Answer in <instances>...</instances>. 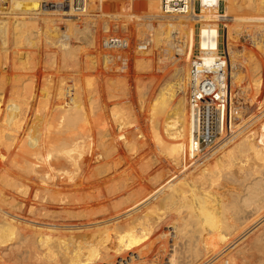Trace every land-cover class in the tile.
Instances as JSON below:
<instances>
[{
  "label": "bare ground",
  "instance_id": "6f19581e",
  "mask_svg": "<svg viewBox=\"0 0 264 264\" xmlns=\"http://www.w3.org/2000/svg\"><path fill=\"white\" fill-rule=\"evenodd\" d=\"M45 1H50V0H0L1 46L9 47L11 43L13 45H18V46L23 45L25 43H30L31 45V43L33 42L36 43V41L33 40L39 38L41 34H43L42 36H44L46 40L66 38V36L68 37V35H74L76 37L77 32L75 35L74 33L76 31L75 29L76 27L74 22L72 21V23L74 24L72 26L75 27V28L72 27L73 29H75L74 32L71 30L70 28L71 26H69L70 25L69 23H68L69 25L66 26L67 31L63 30V27L61 25L59 24L57 25L54 22V20H56L58 16L56 15L57 17L55 16L56 18H53L54 16L51 15L53 13L56 14L57 11L55 10L56 11L55 13L54 10H44L42 8V5ZM161 1L162 0H86L85 2L78 4L79 9H75L72 7L71 10L67 9L64 11H59V12H69V13L78 14L79 16L77 17L79 18L81 17L83 19V20L81 19V21H84V25L86 27V28L83 27L85 29L84 30L82 29L83 34L81 35V37L78 35L79 36L78 40L85 42L88 47L89 46L92 47V50L93 48L95 50L100 48V50L98 49L99 54L98 52L95 53V51L94 52L90 51L92 52L90 53V57L87 56L89 57L87 63L92 68H95L98 64H101L100 65L101 68L102 67L106 68L107 64L111 65L113 62L119 63L116 56L112 55L113 51L105 50V49L101 50L102 47L99 43L100 35L111 31L112 27L110 23H108L105 20L103 22L101 21L102 25L100 24L101 25L100 27V25H97V23L94 22L95 20H92L95 17L99 18V16H102L105 13L103 16L108 14L109 15L119 14L126 17L128 20L132 19L134 21L133 23L130 22L131 20L130 21L124 20L123 22H120V24H118L117 26L116 23H114L113 24L114 28H118V31L119 30L123 31L128 35L137 34L139 35V38H142L140 36L145 37L146 34H148V36L145 38H150L152 41V45L151 47H149L150 49L148 48V50L146 51H139L136 49L134 50L135 46H133L134 43L132 41L130 46V55L132 56V59L134 57L137 64L136 66L139 67L141 71L142 68L144 69V71H146L147 69L150 70L151 67L154 66L153 64L155 63L153 56L155 55V53L159 59L158 63L162 65V66L158 65L156 67V71L158 70L157 71L158 73L159 72L163 73L165 75V79L163 77L164 75L162 74L160 75L159 73V75L162 76L164 79L160 81L162 78L159 79L158 73L154 71L155 72L154 75L149 77V79L146 81V84L143 83L145 85L139 86L138 92L140 94L139 96L142 97L141 100H143L142 102L143 105L145 106L147 105L144 104V101H146L147 99L146 97L149 98L151 97V101H154L151 107L152 110L148 108L152 111L150 113L152 114V116L151 118L148 116L149 114L148 112L149 110H148L147 117L151 119V121L149 122L152 123V129L155 135V141H156L155 146H157V148L160 149L158 152H160L161 155L163 154L165 155V161H163V159H161L160 156L153 157L156 154L151 153L152 152L151 151L149 152V155H151V157H153L154 160H152V163H149V161L151 162L150 158L147 159L148 157H145V159L149 160L146 161V163H149L148 165H146L147 166L146 170L144 168L146 173H144L145 171H140L139 173L133 175L134 178L130 177L131 182L126 180L125 182L122 181L123 184L118 183L119 184L118 189L120 192V190L127 191L132 189L136 183H139L142 180L146 181L145 185L148 184L152 192L150 191L151 193L147 197L145 196L146 198H144V200L146 199L145 200L146 202L144 203H141L139 200L132 201V199H130L132 202H126L127 204L124 207H117L115 209L114 206L115 204L118 203V201L117 203L113 202L112 208H114L115 210L110 209L111 211L105 212L104 217L101 216L102 218L93 219V217L96 216V215L93 216L94 215L93 214L92 216H90L92 218L87 219L86 217L87 221H80V222H78L79 220L76 222H68L66 221L67 219L65 220V218L66 217L68 218L69 216L71 217L69 220H71L72 217L78 216L76 214L77 213L76 210H78V208L74 209V207L69 208L67 207L68 205L67 206L62 205V210H60L61 212L58 211L57 214H54L53 212L55 211L54 209H51L50 205H52L53 202L59 203L58 205L66 203L69 200V197L74 194L73 192V194L70 195L68 193L70 190L72 191L75 189L76 190V191L74 190L75 192H79L80 189L86 188L89 185L90 188H96L98 189L99 193H102L103 191H101V189L103 188V184L101 183L102 185H98V182L100 180L96 182L97 175L105 174L107 172L109 174V172L111 173L110 171L111 169L118 167L121 164H122L121 166H123L124 163L126 164V162L127 164L130 163V161L129 162L125 161L124 163H122L123 159L120 158L119 161H116L117 163H115L113 159L115 156L112 158L111 157L112 155L110 154L112 150L109 151L107 150L106 146H108L112 142V140L110 143H107L106 145V139L108 136L112 135L111 133H113L114 131L111 132L109 127L107 129L106 124H105L106 129L104 131L99 130L101 128L99 126L100 123L98 124V126L100 127L98 129L99 131L97 132L94 131L95 129L93 127L94 117L99 114H101V116L103 114L105 115L109 108L107 106L108 104L105 103L106 106L101 105L98 103L99 102L97 100L98 98L94 99V97L92 98L90 96L92 94L94 95V91L99 88L93 87L92 89H88V90L85 89L86 91L84 92L86 93V95L88 92V96H89L87 97L89 99H87L85 97V94L79 91L78 88L76 89L75 87H69L66 89H62L64 87L62 88L59 87L58 89L61 90V92H63L62 90L65 91V96L63 94L64 92L62 93L63 96L61 95L60 92V96L66 97L65 99L69 100L68 101L69 103L63 104L67 107L65 114L58 115V114H54V112L51 109L47 108V104L44 98L43 100L41 98H38L39 97L37 96L38 93L36 92L35 89H33L34 82L32 80L30 82L28 81L27 83H21V84L18 83V80H16L17 82L15 83L13 82L10 86L11 95L8 97L6 93H8L9 91L5 90L7 78L5 77L0 78V148H5L4 150H6L5 152L6 155L4 154L2 156L6 157L9 154V158H10L9 161L12 162V164L10 163L12 168H14L17 173L20 172V175H18L15 172V178H12L13 180L8 182L9 185L8 187H11V190H13L12 193L14 192L20 193L26 198L30 197V195H33L34 196L33 198L36 199L35 205L30 206V209L28 210L29 213L28 211L26 213L30 214L33 218H36L35 215L37 214L40 215L38 216L40 220L32 219V217L28 219L27 218L28 216L22 215L21 213L25 214L23 211L25 208L22 209L23 207H26V203H24L25 200H19L18 199L19 197H17L16 194L14 193L13 195H11V201L3 198L4 201L8 202L9 209H11L10 207H12V209L14 208L13 209L14 211L13 210L8 211L7 209H4L3 206H0V227L4 231L12 232L14 236L16 235L15 237L19 238L20 236L21 237L20 239L28 240L29 243L30 242L32 243L31 244L32 246L29 244L26 245L27 246L29 245L28 247H30L29 248L30 255L28 254V256L30 257V261H33L34 264H41L42 262H44V258L43 259L40 258L42 256L39 255L40 252L39 251H38L39 253L34 252L38 250L37 249L38 247L36 248L35 245L36 244L38 245V242L40 244L41 240L43 241L44 238L45 239L48 238L47 240L51 238L53 245L59 246L58 248L60 250L59 254L63 256L64 255L70 256L72 260V264H100V262L105 264L106 263L111 264L113 259H111V257L108 255L109 253L105 252L103 247L105 248L107 245H109V247L110 245L120 247L121 244H123L124 246L125 243L132 244L133 248L134 246H136V248L139 249L142 248L144 249V247H146V257L144 254L140 253L141 254L140 255L138 253L139 256L141 257L137 258L136 260H134V262H132L131 260L132 254H134V256H136L137 254L132 251V253H129L127 256H124L122 252L126 251L127 249L123 248L120 250L121 254H119L118 252L119 258L121 256L122 260L120 262L122 264H131V263L132 264H180L181 261L180 256L181 258L183 257L181 252H179V249H181L180 244L184 242L185 239L186 240L188 239L191 243H194L195 240V242L198 243V246L200 245V249L198 246H196L197 247L196 249L198 250L194 248L196 250L195 251L193 249L196 252V254L193 256V259H195L194 261L195 263L193 264H264V239L263 240L260 239L261 240L260 245L256 247L257 253H254V256L251 255V257H249L250 252H248L249 254L247 253L249 249H244V246L243 247L239 246V248L240 247L243 248V251L239 249V251L243 253L241 254L242 256H240V252L238 250L237 252H239V254L237 252L236 254L233 253V250L228 252L230 249V245L231 246L234 245L239 240L238 236H240L239 238L241 241L239 243L242 244L243 242H248L247 239L249 238L250 239L256 238L253 237L254 236L253 234L256 233L253 231H255L254 229L256 227V224L258 223V216L262 214L260 211H262L261 209L264 207V205H262L261 203V201L264 199V118L261 119L259 122H257L260 118L263 117L262 115H264L263 114L264 111L261 113L262 115L260 114L258 115V117L253 118L251 120L247 118L249 121L248 120L245 121L243 114L244 112H242L243 111L242 107H240V105L237 104L239 101L236 103V101L234 100L235 97H232L234 96L233 94L236 93L235 90L233 89V84H235L240 77L243 78L242 74H240V71L238 70V67L240 66V62H242L243 60H244L243 61L244 64L242 65L246 64L245 68L247 75L248 74L250 75L249 76L250 80L248 79L249 81L248 84H252L251 86L247 85L248 87V88L246 87L247 90L248 89L253 90V88L256 89L257 92L258 90H260V93H262L264 96V78L261 79L262 76L261 69L263 67L261 68V64L258 63L255 57L256 52L255 54H251L249 52L250 54L248 55L246 54V52L243 53L242 61L240 60L238 64L239 59L237 61V56L235 54L236 50L233 47L234 39H236V37L241 34V31L248 32V29H246L247 27L245 26L246 23L238 24L239 22L261 20L259 21L260 23L264 21V0H225L222 6H220L218 0H202L200 4H192L187 8V10L184 11L165 10V7L164 5H162ZM116 11L119 12L117 13ZM44 14H45L44 17L41 16ZM69 19H70L69 21H71V18ZM115 19L117 20V18ZM41 20H43L45 24L46 22H48L47 27L41 23ZM65 20L66 19L64 18L63 21ZM79 24L78 27L80 26ZM246 25L248 26V24ZM258 25L261 26L260 24ZM262 26L264 27V24ZM68 28L70 29L68 30ZM99 28H100V32H99ZM259 30L254 31V33L250 32L249 35L253 43L258 44L262 42L264 49V33H262L263 31L260 32L262 34L261 36H259L258 35ZM134 38L135 37H133V39ZM60 42H62L61 43L62 46L64 42L63 39ZM66 45L68 44L66 43ZM87 46L85 48H87ZM70 48L72 49V46ZM244 48H245L244 51H246L247 47L245 46ZM43 50L45 51V49ZM220 50H223V53L225 54L221 59V61H225L226 63L225 69L227 76L225 77V79L227 81H226V91L224 93L226 95V100H224L225 103L219 105V103H217L215 100L209 99L205 102L206 103L205 105H202V103L196 105L191 102V98H190L192 74H193L192 69L197 68L200 76L201 73H203V71L205 70L215 71L214 73L215 79L218 81L219 84H221L222 75H220L219 72L218 73L216 72L217 69L216 62L219 61ZM2 51L3 54H5L3 57L7 61L8 57L6 55L7 53L6 50H2ZM63 51H65L64 54H66L70 59L74 57V55L71 54V50L65 48V46ZM116 51L119 52V50ZM196 52L198 53L197 58L193 56V54ZM146 53L149 55L145 56ZM46 56H47L46 59L48 58L49 59L48 61L50 62V63L47 62L48 65L50 64V66L52 65L54 67L58 59L56 53L48 52L46 53ZM185 56H188L187 59H184ZM119 57H121V55ZM13 58L14 57H12V59ZM156 58L157 57H155V59ZM46 59L45 61H47ZM132 59L130 60L132 61ZM135 60L133 61L135 62ZM12 61H16V60H12ZM61 61L62 62L60 63H62L63 67H66L68 65V62L65 59V57L63 58L62 56ZM4 62H3V66L6 68L7 65ZM25 62L26 60L24 61V63ZM169 66H171V68ZM167 67H169L170 69L168 70ZM20 68L22 69L21 65ZM14 70H16V68ZM147 72L149 71L147 70ZM260 74L261 76L259 78L258 76ZM247 77L248 76H246V78ZM242 80L243 82L247 81V80L244 81L245 78H243ZM104 83H106V86L108 87L107 88L105 86L107 88V92L109 90L108 93L111 92L112 94H114L115 92L114 89L112 88L114 85L112 84V82H109V80L105 79ZM136 85H134L135 88ZM51 87L52 86H50V88ZM50 88L49 90L47 89L46 90L49 92L51 91ZM130 90L131 89H129V91ZM48 92H46L45 95ZM102 93L101 96L103 95ZM108 93L106 94L108 95ZM121 94H123V92H121ZM12 95L18 96L19 100H15ZM50 95H46V96H50ZM57 96L59 95L57 94ZM263 96L261 98H263ZM253 97H250V99ZM45 98L47 99V97ZM114 98L116 99L118 97L116 96L113 97V99ZM56 100L59 101L58 98ZM84 100H88V101H84ZM60 101L58 103H60ZM85 102L90 104V105L88 104L89 106L87 105L89 108H84V106H86ZM140 104L141 103H139L140 107H144ZM58 106L60 105L58 104ZM114 108L112 110V114L110 115H112L115 118L114 121L117 122L116 120H118L117 118H119L118 110H116V107ZM119 111L122 112L121 110ZM128 112L129 110H127L126 112L127 114H125L124 116L122 114L125 112L120 114V116L121 115L122 116L119 118L121 121L120 123H118L119 124L118 126L119 129L121 130L124 127L126 128L128 126L127 124H130L132 122L131 119H130L131 121L129 120L130 123L125 121L129 119L130 116L129 113L131 114V112L129 113ZM133 112H135V110ZM207 114H208V118L206 117ZM126 115L127 116L129 115L128 118H126ZM133 115H135V113ZM111 117L109 116V118ZM141 117L143 118V116ZM206 118L208 119V124L206 122L207 120ZM96 119L99 121L98 117ZM133 119L135 120L134 117ZM238 121L241 123H238ZM134 123L135 121L130 125ZM253 124L254 126L257 125L254 128L256 131H253L251 134H247V132L245 133V130L251 128L252 127L251 125ZM147 125L148 124H146V126ZM113 127L111 128L115 130V124ZM124 135L125 134L122 133L119 135L117 134V136H113L114 137L113 139L115 140L119 139L121 143H122L121 140L124 139L123 141L126 142L125 141L126 138ZM254 135L256 136L252 137ZM13 136L14 137L17 136L18 140L14 139ZM201 136L213 138V139L215 138L216 142L221 144V146L216 148L217 150H215V148L214 149L209 148L203 153H196L191 149V143L194 140V138H198ZM220 140L223 141V144L220 143L221 142ZM230 141H233L232 144L227 146V148L223 150V152H221L220 154H216L222 147H224ZM113 142L111 143V145H113ZM147 142H149L148 138H147ZM145 143L146 142H144L143 145H145ZM148 144L149 146L151 145L150 142ZM13 145H17V147H19L21 151L10 152ZM124 145H127V143ZM140 145H142V143ZM128 146L127 148L130 149L131 145L130 147ZM97 147H99L100 150H98L99 149L98 148L97 149L98 151H96ZM140 147L145 148L142 146ZM114 148L115 147H113V151ZM135 150L137 149L135 148ZM147 151H149V148L147 149ZM2 152L3 150L2 151L0 150L1 154ZM135 153L137 154V152ZM128 159L129 158L127 156V160ZM145 159H142V161ZM251 159L254 160V164L250 163ZM89 160L94 161L99 165L96 166L94 164L96 168L94 167L95 168L94 170L92 169L89 170L90 167L88 166L91 165V163H88ZM190 161L191 163H189ZM112 162L114 163L111 164ZM138 162L139 161H137V164H139ZM188 163L193 164L194 167L197 166L200 170H198V172H195L196 169H194L195 174L192 177L188 176L187 179H183L182 181L177 183H175L176 174L175 176L170 178V180H167V182H165L164 180L162 181L163 177H161V175L163 176L164 171L162 172L161 170L162 173L160 175H159L160 172L157 174L156 171H154L155 169L154 167L158 165L160 166L162 165L164 168H168L172 166V164L178 165V167L179 165H185L186 167L188 166ZM131 171L132 170H130V172ZM165 172L167 171L165 170ZM179 172L177 174L178 176H179ZM186 173L188 172H185V174ZM100 182H104V184L106 183V181H103V179ZM111 186L113 187V183ZM111 186L110 188H112ZM116 189L110 191L109 194L113 196L112 194H115L118 190ZM92 191L93 190H91V193ZM146 192H148V190ZM86 193L89 192L87 191ZM81 194H83L82 191ZM163 194L164 196L162 198L160 199L158 198L159 200L156 199L158 202L156 201L154 204H151V201H153L155 197H159ZM91 195L92 194H90V196ZM90 196H89V200L91 199ZM77 197L80 198V195L77 194ZM100 198H98V200ZM86 199L88 200V198ZM93 200L96 201V196L95 199ZM101 201L102 200H100V202ZM262 202H264V200ZM77 203L80 204L79 202ZM86 203L88 204L89 202ZM71 204H74V202ZM80 205H78V207H80ZM98 205H100V203ZM98 205L96 204V206ZM96 206L95 208L93 207V209H96ZM58 207L60 208L61 206ZM145 207L146 209L144 210L143 208ZM79 211H81L80 208ZM97 211L100 213L101 209L99 208L97 209ZM97 211L96 213H98ZM42 212L43 213L45 212V215H43ZM73 212L76 213L74 214ZM41 216L47 218L43 221L41 220L43 219V217L41 218ZM81 216L84 217L83 215ZM85 216L87 215L85 214ZM125 218L126 219L129 218L128 221L119 220ZM18 220L20 222H17ZM114 221H117V223L115 222V224L112 226L111 223L112 222L114 223ZM29 222L40 223L42 225H35V224L28 225L30 224ZM43 224L45 225L47 224V226H44ZM89 229L90 231L86 232ZM104 231L106 232L105 237L103 236L102 233ZM261 231L259 234L263 232ZM0 233L2 235V232ZM262 238H264L263 235ZM255 241L256 240L253 239L252 242ZM4 242L3 241L0 242V246H1L0 264H11L13 262L12 259H13L14 248L10 247ZM23 242L28 243L26 241ZM252 242L248 244H251ZM191 243L189 244L190 245L189 247H191ZM253 244H256V242ZM251 247H254V245ZM251 247H250V251H251ZM115 248L116 247H114V249ZM106 249H108V247ZM111 251H113V248ZM148 252H151L152 256H150L151 254L147 255ZM226 252L228 253L226 254ZM49 253L51 252L49 251ZM111 253L113 254V252ZM185 254L187 253L185 252ZM45 256L48 257L47 255ZM164 257H167L168 260L166 261V258ZM58 258H57V263H59L60 261L62 262L63 257L62 258L60 257L61 260ZM48 261L45 260L46 263H48ZM191 263L192 262H190V264Z\"/></svg>",
  "mask_w": 264,
  "mask_h": 264
},
{
  "label": "rangeland",
  "instance_id": "374dc122",
  "mask_svg": "<svg viewBox=\"0 0 264 264\" xmlns=\"http://www.w3.org/2000/svg\"><path fill=\"white\" fill-rule=\"evenodd\" d=\"M118 9H119V7H118ZM56 11H57V13H56ZM56 11H54L56 14H54L53 13V11H52V13L54 14H51L52 16H54L53 18H56L57 16V18H56V20H54V22L58 25H61L62 27H63V30H66L67 31V27L66 26H68L69 24V26H71L70 28H71V30L74 32L75 31V29H76V31H75V35H76V32H77V35H76V37L74 36V35H68V37L66 36V38H57V39H51V40H46V38L44 37V36H42L43 34H41V36L39 37V38H36V40H33V41H36V43L35 42H33V43H31V45H30V43H25V44H23V45H13L12 43H11V45L9 46V47H5V46H1V44H0V78H7V83H6V88H5V90L7 91H9L8 93H6L7 95H8V97L11 95L10 94V86H11V84L14 82H17L16 80H18V83H27L28 81L30 82L31 80L34 82V88L33 89H35L36 90V92L38 93L37 94V96H39L38 98H41L42 100H43V98L45 99V102H46V104H47V108L48 109H51L53 112H54V114H58V115H64L65 114V111L67 110V107L65 106V105H63V104H66V103H69L68 101L69 100H66L65 98L66 97H62L63 96V94H64V96H65V91L64 90H62L63 92H61V90H59L58 88L60 87V88H62V87H64V88H62V89H66V88H69V87H75L76 89L78 88L79 89V91H81V92H83L84 94H85V97L87 98V97H89L88 96V92H87V95H86V93L84 92V91H86V90H88V89H92L93 87H96V88H99V89H97V90H100V91H97V90H93L94 91V95L92 94V95H90L92 98L94 97V99H97L99 102V104H101V105H105L106 106V104H108L107 106L109 107L108 108V111H107V113L103 116H101V114H99V115H97V116H95L94 117V119H93V123H94V131L95 132H97V131H99V130H102V131H104L105 129H106V126H107V129H108V127H109V129H110V131L111 132H113V133H111L112 135H110V136H108L107 137V139H106V145H107V143H110L111 142V140H112V142L114 141L115 142V144H117V145H115L114 144V142H113V145H111V143L109 144V145H111V146H106V148H107V150L109 151V150H112L111 152H113V153H115V154H113V153H111L110 152V154L112 155L111 157L113 158L114 156V161H115V163H117L116 161H119V158L120 159H123L122 160V163H124L125 161H130V163H128L129 164V166H128V164H127V162H126V164L124 163V165L123 166H121V165H119L118 167H115V168H113V169H111L110 171H111V173L109 172V174H108V172L107 173H105V174H99V175H97V178H96V182H98V180H100V181H102V179H103V181H106V183L104 184V182H98V185H102L103 184V188L102 187H100V188H102L101 189V191H103L102 193H99L98 192V189H96V188H90L89 187V185L86 187V188H83V189H80V191L79 192H75L74 190H70L68 193L71 195V194H73V192H74V194L73 195H71L70 197H69V200L66 202V203H64V204H61V205H58L59 203H55V202H53L52 203V205H50L51 206V209H54V211L55 212H53L54 214H57V212L58 211H60V210H62V205L63 206H67V207H69V208H73L74 207V209L75 208H78V210H76L77 211V215L78 216H75V217H72V219L71 220H69L71 217L69 216L68 218L66 217L65 218V220L66 221H68V222H76V221H78V222H80V221H87V219L88 218H92V217H90V216H92L93 214V216H95V217H93V219H95V218H102V217H104L105 215H104V213L105 212H109V211H111V210H115L117 207H124L127 203L126 202H132V201H140L141 203H144V202H146L145 200H144V198H146L151 192H152V190L150 189V186H148V184L147 185H145L146 184V181H140L139 183H136L134 186H133V188L132 189H130V190H127V191H121L120 190V192L122 193H120L119 192V184L118 183H120V184H123V182H125L126 180H128L129 182H131L130 180V177H133L134 178V176L133 175H135L136 173H139L140 171H145L146 170V165H148L149 163H152V160H154V158L153 157H156V156H160V158L161 159H163V161H165V155L163 154V155H161L160 154V152H158L160 149L159 148H157V146H155V143H156V141H155V135H154V132H153V129H152V123L151 122H149V121H151V116H152V114H150L152 111V104H153V102L154 101H151V97L149 98V97H146L147 99H146V101H144V104H147L148 105V107H147V105L145 106V105H143V100H141L142 99V97L141 96H139L140 94H139V92H138V90H139V86L140 85H145L146 84V81L149 79V77H151V76H153L154 75V71H156V67L158 66V65H161L160 63H158L159 62V59H158V56L156 55V53H155V55L153 56L154 57V63L155 64H153L154 66H152L151 67V71L149 70V69H147L149 72H147V70H146V67H145V70L146 71H144V69L142 68V71L139 69V67H137L136 65V60L134 59V57H133V59H132V56L130 55V59H132V61L130 60V63H129V65H128V67H125L124 68V66H122V65H120L119 63H117V62H113L111 65L110 64H107L106 65V68L104 67H102L101 68V64H98L95 68H92V67H90L89 65H88V60H89V57H90V53H92V52H94L95 51V53H97L98 52V49L100 50V48H98L97 50H95L94 48H93V50H92V47H88L87 45H86V43L85 42H83V41H81V40H78V38H79V36L81 37V35L83 34V30L86 28L85 27V25H84V21H81V17L79 18V17H77V16H79L78 14H76V13H69V12H59L58 10H56ZM117 13L119 12V11H116ZM76 14V15H75ZM105 14V13H104ZM103 14V15H104ZM57 15V16H56ZM99 16V18L98 17H95L94 19H92V20H95L94 22L95 23H97V25H102V23H101V21L103 22L104 20L105 21H107L108 23H110V25H111V32H113L114 30V23H116V24H120V22H123L124 20L125 21H130V22H134L132 19H130V20H128L126 17H124V16H122V15H119V14H111V15H105V16ZM41 16H45V14L44 15H41ZM56 16V17H55ZM62 16V17H61ZM67 16V17H66ZM70 16V17H69ZM112 16V17H111ZM60 17V18H59ZM117 18V20L115 19V18ZM121 17V18H120ZM122 17H124V18H122ZM45 18H47V17H45ZM64 18L66 19L65 21H63L64 20ZM69 18H71V21H69L70 19ZM74 18H76V19H74ZM97 18V19H96ZM103 20H102V19ZM105 18V19H104ZM108 18V19H107ZM120 19V20H119ZM127 19V20H126ZM83 20V19H82ZM43 20H41V23L43 24V25H45L46 27H47V23L48 22H46V24H45V22L43 23L42 22ZM68 21V22H67ZM72 21L74 22V24H75V27L74 26H72V25H74L73 23H72ZM78 21V22H77ZM254 21V20H253ZM252 20L251 21H243V22H239L238 24H248V26L245 24V26L247 27L246 29H248V32H246V31H241V34L240 35H238L237 37H236V39H234V43H233V47L235 48V50H236V56H237V61H238V59H239V61H238V64H239V62H240V60L242 61V54L243 53H245L246 52V54L248 55V54H255V52H256V59H257V61H258V63H260L261 64V74H262V76H261V74L258 76L259 78H260V76H261V79L262 78H264V49H263V43L262 42H260V43H258V44H255V43H253V41H252V39H251V37H250V35H249V33L250 32H253L254 33V31H256V30H259V29H261L263 26V24H264V21L263 22H260L259 23V21H261V20H256V21H254L253 22ZM63 23V24H62ZM69 23V24H68ZM72 23V24H71ZM79 23H81V24H79ZM251 23H253V24H251ZM78 24L80 25L79 27H78ZM251 26H250V25ZM258 24H260L261 26H259ZM77 25V26H76ZM82 25H84V26H82ZM101 25H100V27H101ZM253 25V26H252ZM259 26V27H258ZM65 27V28H64ZM72 27H74L75 29H73ZM78 27V28H77ZM83 27H85V28H83ZM251 29H250V28ZM70 28H68V30L70 29ZM80 28V29H79ZM253 28V29H252ZM257 28V29H256ZM79 29V30H78ZM83 29V30H82ZM118 29V28H117ZM256 29V30H255ZM251 30V31H250ZM66 31H64V32H66ZM263 31V32H262ZM78 32H79V34H78ZM82 32V33H81ZM99 32H100V28H99ZM116 32H120V33H125V32H123V31H117L116 30ZM259 33H258V35L259 36H261V34L262 33H264V27L261 29V30H259L258 31ZM260 32H262V33H260ZM104 34H107V33H104ZM104 34H101L102 36L104 35ZM245 34V35H244ZM79 35V36H78ZM100 35V41H101V38H102V36ZM130 36H131V38H132V41H133V46H135V44H136V42L137 41H139L140 39L142 40V39H144L145 37H147L148 36V34H146V36L145 37H143V36H140V37H142V38H139V35H137V34H130ZM246 36V37H245ZM75 37V38H74ZM133 37H137L136 39L134 38L133 39ZM44 38H45V40H44ZM62 39H63V44H62V46H61V43L62 42H60V41H62ZM67 41H66V40ZM56 40V41H55ZM70 40V41H69ZM136 40V41H135ZM49 41V42H48ZM236 41V42H235ZM245 41H246V44H245ZM55 42V43H54ZM60 43V44H58V43ZM69 42V43H68ZM242 42V43H241ZM65 43V44H64ZM66 43L69 45V44H71V45H69L70 47L72 46V49L68 46V45H66ZM100 43V42H99ZM29 44V45H28ZM241 45V46H240ZM252 45V46H251ZM257 45V46H256ZM26 46V47H25ZM28 46V47H27ZM36 46V47H35ZM45 46V47H44ZM64 46H65V48H67V49H70L71 50V54H73L74 55V57H72L71 59L66 55V54H64V52L65 51H63L64 50ZM87 46V48H85ZM247 47V49H246V51H244V47ZM260 46V47H259ZM69 47V48H68ZM151 47V46H150ZM238 47V48H237ZM6 48V49H5ZM255 48V49H254ZM257 48V49H256ZM259 48V49H258ZM43 49H45V51L43 50ZM150 49V48H149ZM240 49V50H239ZM2 50H6V55H7V57H8V60L6 61L5 60V58L3 57L5 54H3V51ZM47 50H48V52H55L56 53V55L58 56V59H57V62L55 63V66L53 67L52 65L50 66V64L48 65V63L47 62H49L48 60V58L46 59V53H48L47 52ZM101 50H104L103 48L101 49ZM134 50H135V48H134ZM243 50V51H242ZM255 50V51H254ZM23 51V52H22ZM26 51V52H25ZM87 51H89V52H87ZM90 51H92V52H90ZM221 52H222V54H223V56L225 55L224 53H223V50H220ZM15 52V53H14ZM17 52V53H16ZM21 52V53H20ZM25 52V53H24ZM28 52V53H27ZM33 52H35V53H33ZM79 52V53H78ZM109 52V51H108ZM115 52V53H114ZM167 52V51H166ZM250 52V53H249ZM262 52V53H261ZM20 53V54H19ZM43 53V54H42ZM61 53V54H60ZM89 53V54H88ZM123 53H125V52H123V51H113L112 52V55H114V56H116V58H118L120 55L122 56L123 55ZM19 54V55H18ZM26 56H25V55ZM98 54H99V52H98ZM161 54V53H160ZM260 54H263V55H260ZM14 55V56H13ZM20 55H22V56H20ZM28 55V56H27ZM33 55V56H32ZM44 55V56H43ZM65 55V56H64ZM72 55V56H73ZM147 55H149V54H145V56H147ZM198 55V53L196 52V53H194L193 54V56L194 57H196ZM20 56V57H19ZM61 56V57H60ZM62 56H63V58L65 57V59L67 60V62H68V65L66 66V67H63L62 66V63H60V62H62L61 60H62ZM67 56V57H66ZM87 56H89V57H87ZM151 56V57H152ZM12 57H14L13 59H12ZM19 57V58H18ZM23 57H26V58H23ZM152 57V58H153ZM155 57H157L156 59H155ZM161 57V56H160ZM187 57L188 56H185V58L184 59H187ZM240 57V58H239ZM3 58H4V60H3ZM44 58V59H43ZM162 58V57H161ZM21 61H19V60ZM45 59L47 60V61H45ZM61 59V60H60ZM12 60H16V61H12ZM26 60V62L24 63V61ZM79 60V61H78ZM133 60H135V62L133 61ZM261 62H260V61ZM5 61V62H4ZM157 61V62H156ZM244 61V60H243ZM240 62V66L238 67V70L240 71V74H242V77L243 78H245V80L244 81H246V82H243V78H239V80H237L236 81V83L235 84H233V89L235 90V92L236 93H234L233 95L234 96H232V97H235L234 98V100L236 101V103L238 104V105H240V107H242V112H244L243 114H244V120L245 121H247L248 119L249 120H251V119H253V118H256V117H258V115H260L263 111H264V104H263V102H264V96H263V94L262 93H260V90H258V92H257V90L256 89H254L253 88V90L251 89H248L247 90V85L248 86H251L252 84H248L249 83V81H248V79L250 80V78H249V74L247 75V72H246V68H245V65H242V64H244V62ZM3 62L4 63H6V65H7V67L5 68L4 66H3ZM8 62V63H7ZM12 62H13V64H12ZM20 62V63H19ZM21 65V67H22V69L20 68V65ZM23 63V64H22ZM27 63V64H26ZM47 63V64H46ZM50 63V62H49ZM79 63V64H78ZM18 64V65H17ZM25 64V65H24ZM78 64V65H77ZM13 65V66H12ZM16 65V66H15ZM30 65V66H29ZM46 65V66H45ZM110 65V66H109ZM242 65V66H241ZM4 68H3V67ZM17 66H19V67H17ZM48 66V67H47ZM51 68H50V67ZM79 66V67H78ZM86 66H88V67H86ZM103 66V65H102ZM162 66V65H161ZM16 68V70H14L15 68ZM30 67V68H29ZM46 67V68H45ZM107 67H108V69H107ZM115 67V68H114ZM120 67V68H119ZM138 68V69H135V68ZM170 68H171V66H169ZM169 67H167L168 68V70L170 69ZM243 67V68H242ZM18 68V69H17ZM45 68V69H44ZM68 69V71H67V69ZM92 68V69H91ZM100 68H101V70H100ZM113 68V69H112ZM153 68V69H152ZM245 68V69H244ZM2 69V70H1ZM34 69V70H33ZM54 69V70H53ZM65 69V70H64ZM107 69V70H106ZM122 69V70H121ZM243 69V70H242ZM74 70V71H73ZM138 70V71H137ZM167 70V69H166ZM165 70V71H166ZM167 70V71H168ZM263 70V71H262ZM29 71V72H28ZM78 71V72H77ZM87 71V72H86ZM144 71V72H143ZM158 71V70H157ZM156 71V72H157ZM242 71H244V72H242ZM158 73V72H157ZM160 73V72H159ZM159 73H158V76H159V79H161L160 81H162V80H164L165 79V75L163 74V73H160V75L162 74V75H164L163 77H164V79H163V77L162 76H160L159 75ZM29 74H32L33 75V77H32V75H29ZM40 74V75H39ZM97 74V75H96ZM28 75V76H27ZM26 76V77H25ZM49 76V77H48ZM78 76V77H77ZM109 77V79H108V77ZM246 76H248L247 78H246ZM55 77V78H54ZM97 77H98V79H97ZM105 77V78H104ZM35 78H37V79H35ZM75 78H76V80H75ZM258 78V79H259ZM19 79H21V80H19ZM22 79H23V81H22ZM90 79V80H89ZM105 79H107V80H109V82H112V84L114 85L112 88L114 89V92L116 93H114V94H112L111 92L110 93H108L109 92V90H108V92H107V86H106V83H104L105 82ZM27 80V81H26ZM35 80V81H34ZM79 80V81H78ZM118 82H117V81ZM120 80V81H119ZM122 80V81H121ZM240 80H241V83H240ZM20 81V82H19ZM22 81V82H21ZM47 81V82H46ZM50 81V82H49ZM53 81V82H52ZM11 82V83H10ZM93 82V83H92ZM128 82V83H127ZM142 82V83H141ZM240 84H239V83ZM17 83V84H18ZM63 83V84H62ZM80 83V84H79ZM93 85H92V84ZM95 83V84H94ZM118 83V84H117ZM125 83V84H124ZM126 83H127V85H126ZM137 85H136V84ZM143 83H145V84H143ZM238 83V84H237ZM73 84H74V86H73ZM77 84V85H76ZM244 84H246V85H244ZM9 85V86H8ZM95 85V86H94ZM124 85H125V87H124ZM134 85H136V88H135V86ZM235 85V86H234ZM242 85H244V86H242ZM35 86H36V88H35ZM50 86H52L51 88H50ZM66 86V87H65ZM68 86V87H67ZM107 88H106V87ZM117 87V88H116ZM130 87V88H129ZM239 89H238V88ZM247 87V88H246ZM49 88H50V90L51 91H47V90H49ZM119 88V89H118ZM131 89L130 91H129V89ZM242 88V89H241ZM244 88V89H243ZM46 90V92H48L46 95H50V96H46L45 95V90ZM86 89V90H85ZM105 89V90H104ZM117 89V90H116ZM123 89V90H122ZM241 89V90H240ZM34 90V91H35ZM101 90H102V92H101ZM122 90V91H121ZM238 92H237V91ZM239 90H240V92H239ZM244 90V91H243ZM90 91V90H89ZM123 92V94H121V92ZM131 91H132V93H131ZM241 91H243V92H241ZM253 91H256V92H253ZM51 92V93H50ZM56 92H59V93H56ZM60 92H61V95L62 96H60ZM100 92V93H99ZM136 92H138V93H136ZM63 93V94H62ZM99 95H98V94ZM101 93L104 95H102L101 96ZM106 93H108V95L106 94ZM238 93V94H237ZM45 96H44V95ZM57 94L59 95V96H57ZM106 94V95H105ZM110 94V95H109ZM118 94V95H117ZM127 94V95H126ZM237 94V95H236ZM252 94H254V95H252ZM96 95V96H95ZM100 96V97H98V96ZM113 95V96H112ZM114 95H116L118 98H114L113 99V97H116V96H114ZM132 95V96H131ZM136 95H137V97H136ZM256 95V96H255ZM13 96V98L15 99V100H19V98H18V96H14V95H12ZM42 96V97H41ZM110 96H111V98H110ZM237 96V97H236ZM254 96V97H253ZM263 96V98H261ZM45 97H47V99L45 98ZM48 97H49V99H48ZM61 97H62V100H61ZM250 97H253L254 98V101H253V98H251L250 99ZM59 99V101H60V103H58L59 101L58 100H56V99ZM101 98V99H100ZM110 98V99H109ZM148 98H149V100H148ZM261 98V99H260ZM64 99V100H63ZM87 99H89V98H87ZM246 99V100H245ZM255 99H256V101H255ZM46 100H49V101H46ZM66 100V101H65ZM84 101H88V100H84ZM134 101H135V103H134ZM148 101V102H147ZM251 103H250V102ZM262 101V102H261ZM63 102V103H62ZM111 102H112V104H111ZM114 102H116V103H114ZM245 102V103H244ZM253 102V103H252ZM106 103V104H105ZM139 103H141L140 105H142V106H144V107H140L139 106ZM58 104L60 105V106H58ZM85 104H86V106L89 104V103H86L85 102ZM129 106H128V105ZM252 104V105H251ZM256 104V105H255ZM259 104V105H258ZM62 105V106H61ZM90 105V104H89ZM88 105V106H89ZM117 105V106H116ZM251 105V106H250ZM255 105V106H254ZM57 106H58V108H57ZM86 106H84V108H89L88 106L86 107ZM113 106V107H112ZM138 106H139V108L141 109V110H143V111H141L139 108H138ZM249 106V107H248ZM60 107V108H59ZM114 107H116V110H118V116H119V118L123 115H125V114H127L126 112H127V110H129V112H131V114L129 113V115L131 116H129V119L128 120H125V121H127V122H129V120L131 119L132 120V122L131 123H133L134 121H135V123L134 124H132V125H130V124H127L128 126L124 129V128H122V130L121 129H119V124L118 123H120V119L119 118H117L118 120H116L117 122H115L114 120H115V118L112 116V115H110V114H112V110H113V108ZM147 107V108H146ZM250 107H252V108H250ZM259 107V108H258ZM56 110H55V109ZM63 108V109H62ZM118 108H120V109H118ZM125 108V109H124ZM148 108H150V109H148ZM244 108V109H243ZM246 108V109H245ZM257 108V109H256ZM260 108H262V109H260ZM60 109V110H59ZM65 109V110H64ZM110 109V110H109ZM127 109V110H126ZM252 109V110H251ZM256 109V110H255ZM259 109V110H258ZM63 110V111H62ZM85 110H87V109H85ZM96 110V109H95ZM114 110H115V108H114ZM119 110H121L122 112H120ZM135 110V112H133ZM142 112H140V111ZM149 110V111H148ZM244 110H246V111H244ZM248 110V111H247ZM254 110V111H253ZM257 110H258V112H257ZM260 110H262V111H260ZM46 111V110H45ZM57 111V112H56ZM61 113H60V112ZM138 111V112H137ZM149 112V114H148V112ZM241 111V110H240ZM256 111V112H255ZM108 112H109V114H108ZM111 112V113H110ZM120 112V113H119ZM123 112H125V113H123ZM133 112V113H132ZM136 112H137V114H139V115H137L136 114ZM142 114H140V113ZM249 112V113H248ZM260 112V113H259ZM123 113V114H122ZM135 113V115H136V117H135V115H133ZM241 113V112H240ZM120 114H122L121 116H120ZM147 114H148V116L150 117H147ZM252 114V115H251ZM256 114V115H255ZM264 114V113H263ZM111 117V118H113V119H111V118H109V116ZM262 115V114H261ZM128 116L126 115V118H128ZM141 116H143V118L141 117ZM263 117L262 118H260L257 122H259L261 119H263L264 118V115H262ZM98 117V119H99V121L96 119ZM133 117L135 118V120L133 119ZM122 118H124V117H122ZM125 118V119H126ZM248 118V119H247ZM147 119V120H146ZM149 119V120H148ZM97 120V121H96ZM110 120H111V123L113 124L114 122V124H115V130L114 129H112L111 127H113L114 126V124H113V126H112V124L110 123ZM113 120V121H112ZM130 120V121H131ZM243 120V119H242ZM242 120H240V121H242ZM248 120V121H249ZM148 121V122H147ZM98 122V123H97ZM108 122V123H107ZM137 122V123H136ZM256 122V123H257ZM100 123V124H99ZM117 123V124H116ZM238 123H241V122H239L238 121ZM95 124H97V125H95ZM98 124H99V126L102 128H100L99 126H98ZM105 124H106V126H105ZM109 124H110V126H109ZM146 124H148L147 126H146ZM149 125H151V126H149ZM253 128H252V127ZM250 127L251 128H249V129H247V130H245V133L247 132V134H251L253 131H256L254 128L257 126H254V124L253 125H251ZM128 127H129V129H128ZM130 127H131V129H130ZM140 127V128H139ZM148 127V128H147ZM150 127V128H149ZM100 128V129H99ZM114 128V127H113ZM99 129V130H98ZM120 130H121V132H120ZM126 132V130H127V134L124 132V131ZM131 130V131H130ZM140 130V131H139ZM149 130H151V131H149ZM123 131V132H122ZM130 131V132H129ZM149 132V133H148ZM152 133V136H151V133ZM125 134L124 136H125V141L126 142H124L123 140L124 139H122L121 141H122V143L119 141V139L118 140H115V139H113L114 137L113 136H117V134L119 135V134ZM128 133H130V134H128ZM140 133V134H139ZM142 133V134H141ZM244 133V132H243ZM244 133V134H245ZM115 134V135H114ZM133 134V135H132ZM135 134V135H134ZM244 134H242V135H244ZM130 135V136H129ZM132 135V136H131ZM138 135V136H137ZM141 135V136H140ZM150 135V136H149ZM256 135H257V133H256ZM256 135H254V136H252V137H255ZM96 136H97V134H96ZM111 136H112V138H111ZM147 136V137H146ZM149 136V137H148ZM154 136V137H153ZM14 137V136H13ZM111 139H110V138ZM127 137H128V139H127ZM135 139H134V138ZM139 137V138H138ZM98 138V137H97ZM143 138H144V141H143ZM147 138L149 139V142L151 143V145L149 146V142H147ZM151 138V139H150ZM14 139H16V140H18V138H17V136H15L14 137ZM109 139V140H108ZM131 139H132V141H131ZM152 142H151V141ZM130 141V142H129ZM221 141V140H220ZM129 142V143H128ZM144 142H146L145 143V145H143L144 144ZM232 142L233 141H230L229 143H227L224 147H222L219 151H218V153H216V154H220L221 152H223V150H225L226 148H227V146H229L230 144H232ZM126 144L127 143V145H124V144ZM142 143V145H140ZM220 143H222L223 144V141H221ZM129 145V146H128ZM130 145H131V148H132V150H133V152H132V150H131V148L129 149V148H127V146L128 147H130ZM135 145V146H134ZM142 146V147H145V148H141L140 146ZM147 145V146H146ZM126 146V147H125ZM153 146H155V147H153ZM217 146V147H216ZM219 146H221V144H219V143H216L214 146H212L211 148H215V150H217L216 148H218ZM113 147H115L114 148V151H113ZM140 147V148H139ZM152 148V150H151V148ZM18 148L19 147H17V145H13L12 146V148H11V150H10V152L11 151H16V152H20L21 150H20V148H19V150H18ZM99 147H97L96 148V151H98V150H100V148L98 149ZM105 148V149H106ZM112 148V149H111ZM117 148V149H116ZM121 148V149H120ZM126 148V149H125ZM135 148L137 149V150H135ZM149 148V151H147V149ZM5 148H0V150L2 151L3 150V152H2V154L0 153V181H2V182H0V206H3V208L4 209H7L8 211H12L13 209H12V207H10L11 209H9V205H8V202H6V201H4L3 200V198L4 199H6V200H9V201H11V195H13L14 193H12L13 192V190H11V187H8L9 185H8V182L9 181H11V180H13L12 178H15V172H16V170L14 169V168H12V166H11V164H12V162L11 161H9L10 160V158H9V154L5 157H3L2 155H6V150H4ZM98 149V150H97ZM139 149V150H138ZM143 149V150H142ZM157 149V150H156ZM116 150V151H115ZM127 150V151H126ZM125 151V152H124ZM137 152V154L135 153V152ZM144 151V152H143ZM152 151V152H151ZM154 151H156V152H154ZM129 152H132V153H129ZM140 152V153H139ZM149 152H151V153H154V154H156L155 156H153V157H151V155H149ZM148 153V154H147ZM150 153V154H151ZM119 154V155H118ZM138 155V156H136V155ZM140 154V155H139ZM159 154V155H158ZM116 155H118V156H116ZM123 155H124V157H123ZM131 155V156H130ZM146 155H149V156H146ZM90 156V155H89ZM89 156H88V158H89ZM120 156H122V157H120ZM125 156H126V159H125ZM127 156H128V160H127ZM130 156V157H129ZM136 156V157H135ZM215 156V155H214ZM136 159H135V158ZM142 157V158H141ZM145 157H148L147 159H149L150 158V160H151V162L149 161V160H147V159H145ZM163 157V158H162ZM2 158V159H1ZM91 158V157H90ZM152 158V159H151ZM115 159H117V160H115ZM131 159V160H130ZM142 159H145V160H143L142 161ZM113 161V160H112ZM135 161H136V163H135ZM137 161H139L138 163L139 164H137ZM146 161H149V163H146ZM251 161V162H250ZM249 162L250 163H253L254 164V160H250ZM253 161V162H252ZM11 163V164H10ZM88 163H91V165L93 164H95L96 166L97 165H99L98 163H95L94 161H88ZM114 162H112L111 164H113ZM189 163H191V161L189 162ZM188 163V166H186L185 167V165H179V167H178V165H173L172 164V166H170V167H168V168H164L162 165V167L160 166V165H158V166H156V167H154L155 169H157V170H155L154 169V171H156V173L158 174L159 172V175L164 171L165 172V170L167 171V172H163V176L161 175V177H163L162 178V181L164 180L165 182H167V180H170V178H172L173 176H175V174H176V179H175V183H177V182H180V181H182L183 179H187L188 178V176H190V177H192L194 174H195V172H198V170H200L197 166H195L194 167V165L193 164H189ZM8 164H10V165H8ZM110 164V165H111ZM85 165H86V163H85ZM88 165H90V164H88ZM87 165V166H88ZM91 165L90 166H88V167H90V169L89 170H94L95 168H96V166L94 165H92V167H91ZM132 165V166H131ZM133 165H135V166H133ZM137 165V166H136ZM193 165V166H192ZM177 166V167H176ZM190 166V167H189ZM95 167V168H94ZM120 167V168H119ZM122 167V168H121ZM176 169H175V168ZM183 167V168H182ZM189 168V170H188V168ZM200 167V166H199ZM118 168V169H117ZM132 170L131 172H130V170ZM144 168H145V170H144ZM162 168V169H161ZM171 168V169H170ZM198 168V169H197ZM201 168V167H200ZM160 171H159V170ZM165 169V170H164ZM184 170V171H181V170ZM194 169H196V171L194 172ZM118 170V171H117ZM161 170H162V172H161ZM174 170H176V171H174ZM180 172H179V171ZM113 171V172H112ZM126 171V172H125ZM173 171H174V173H173ZM191 171V172H190ZM123 172V173H122ZM178 172H179V176L177 175L178 174ZM185 172H188V173H186L185 174ZM190 172V173H189ZM193 172V173H192ZM14 173V174H13ZM17 173V172H16ZM118 173V174H117ZM120 173V174H119ZM144 173H146V171L144 172ZM173 173V174H172ZM181 173V174H180ZM184 175H183V174ZM192 173V174H191ZM2 174H3V176H2ZM8 174V175H7ZM18 175H20V172H18L17 173ZM126 174V175H125ZM260 174V173H259ZM11 175H12V177H11ZM258 175V174H257ZM10 178H9V177ZM165 176H166V178H165ZM2 177V178H1ZM7 177V178H6ZM22 177V176H21ZM178 177V178H177ZM184 177V178H183ZM189 177V178H190ZM108 178V179H107ZM180 178V179H179ZM4 179V180H3ZM106 179V180H105ZM124 179V180H123ZM7 180V181H6ZM112 181V182H111ZM123 181V182H122ZM165 182H163V183H165ZM102 183V184H101ZM112 185V183H113V187L110 185V184ZM116 183V184H115ZM2 184V185H1ZM108 184V185H107ZM115 184V185H114ZM7 186V187H6ZM107 186H108V188H107ZM110 186L112 187V188H110ZM115 186V187H114ZM148 187V188H147ZM116 189L117 190V192L115 193V194H112L113 196H111V194H109L110 193V191H113L114 189ZM147 188V189H146ZM8 189V190H7ZM90 189V190H89ZM112 189V190H111ZM85 190V191H84ZM89 192V193H86L87 191ZM91 190H93L92 191V193H91ZM107 190V191H106ZM148 190V192H146ZM11 191V192H10ZM68 191V190H67ZM66 191V192H67ZM81 191L83 192V194H81ZM100 191V192H101ZM151 191V192H150ZM65 192V193H66ZM108 192V193H107ZM119 192V193H118ZM85 193V194H84ZM16 194V196L17 197H19L18 199L19 200H25V202L24 203H26V207H23L22 209H24L23 211H24V213L25 214H23V213H21L22 215H24V216H28L27 218L29 219L30 217H32L30 214H28L29 213V209H30V206H32V205H35V202H36V199H34L33 197V195H30V197H28V198H26V197H24L23 195H21L20 193H15ZM18 194V195H17ZM77 194H79L80 195V198H78L77 197ZM90 194H92L91 196H90ZM103 196H101V195ZM142 194V195H141ZM145 194V195H144ZM74 195H76V196H74ZM82 195H84V196H82ZM90 196V200H89V196ZM23 196V197H22ZM87 196V197H86ZM95 196H96V201L95 200H93V199H95ZM109 196H111V197H109ZM146 196V197H145ZM164 196V194L163 195H161V196H159V197H155L154 199H153V201H151V204H154L157 200H159L160 198H162ZM32 197V198H31ZM82 197V198H81ZM85 197V198H84ZM94 197V198H93ZM102 199H101V198ZM119 197V198H118ZM132 197V198H131ZM136 198V200H135V198ZM22 198V199H21ZM30 198V199H29ZM84 198V199H83ZM86 198H88V200L86 199ZM98 198H100L99 200H98ZM159 198V199H158ZM33 199H34V201H33ZM71 199V200H70ZM79 199V200H78ZM86 199V200H85ZM130 199H132V201L130 200ZM157 199V200H156ZM3 200V201H2ZM81 200H83V201H81ZM98 200V201H97ZM100 200H102L101 202H102V204H101V202H100ZM130 200V201H129ZM264 200V199H263ZM262 200V201H263ZM28 201V202H27ZM70 201V202H69ZM117 201H118V203H117ZM143 201V202H142ZM261 201V203H262V205H264V202H262ZM2 202V203H1ZM6 202V203H5ZM74 202V204H71V203H73ZM77 202H79L80 204H78ZM86 202H89L88 204L86 203ZM113 202L114 203H117V204H115V206H114V208H112L113 207ZM122 202V203H121ZM125 202V203H124ZM158 202V201H157ZM28 203V204H27ZM75 203H77V204H75ZM92 203V204H91ZM98 205L99 203H100V205H98V206H96V204ZM4 204V205H3ZM95 204V205H94ZM119 204V205H118ZM140 204V203H139ZM150 204V205H151ZM5 205H6V207H5ZM8 205V206H7ZM56 205V206H55ZM73 205V206H72ZM78 205H80V207H78ZM86 205V206H85ZM88 205V206H87ZM150 205H147V206H150ZM58 206H61L60 208L58 207ZM77 206V207H76ZM82 206H84V207H82ZM90 206V207H89ZM95 206H96V209H93V207L95 208ZM79 208H80V210L81 211H79ZM92 208V209H91ZM101 209V211H100V213L97 211V209ZM264 208V207H263ZM261 209L262 211H260L262 214H260L259 216H258V223L256 224V227H255V231H253V232H256V233H254L253 235V237H256V238H252V239H247V241L248 242H243V244L242 243H239V242H241L240 241V236H238V241H237V243H233L234 245H230V249H229V251L228 252H230L231 250H233V253H235L236 254V252H237V250L239 251V249L241 250V251H243V248H241V247H243L244 246V249H249V251H247V253L248 252H250V255H249V257H251V255L252 256H254V253H257V251H256V247L258 246V245H260V242H261V240H263L264 238H262V235H263V237H264V230H263V228H264V220H263V218H264V209ZM84 209V210H83ZM107 209V210H106ZM111 209V210H110ZM144 210L146 209V207L145 208H143ZM92 210H95V211H92ZM14 211V210H13ZM28 211V213H26ZM75 211V210H74ZM84 213H83V212ZM96 211L98 212V213H96ZM61 212V211H60ZM92 212H94V213H92ZM43 213V212H42ZM52 213V212H51ZM52 213V214H53ZM74 213V212H73ZM74 213V214H75ZM92 213V214H91ZM96 213V214H95ZM103 213V214H102ZM20 214V215H21ZM85 214L87 215V216H85ZM91 214V215H90ZM98 214H99V216H98ZM101 214V215H100ZM43 215H45V212L43 213ZM81 215H83L84 217H82ZM263 215V216H262ZM38 216H40V215H35V217L36 218H33L32 217V219H38V220H40L39 218H38ZM81 216V217H80ZM102 216V217H101ZM261 216H262V218H261ZM43 217V219H41V220H45L46 218H44V216H41V218ZM86 217H87V219H86ZM134 217V216H133ZM80 218V219H79ZM82 218V219H81ZM84 218V219H83ZM129 218H132V217H129ZM129 218H125V219H119V220H121V221H128V219ZM260 219V220H259ZM115 220V219H114ZM14 221V220H13ZM121 221H120V223H121ZM260 221H262L263 222V224H262V222H260ZM16 222V221H15ZM17 222H20L19 220L17 221ZM115 222L117 223V221H114V223L112 224L111 223V225L113 226L114 224H115ZM119 222V221H118ZM257 222V221H256ZM30 224H28V225H31V224H35V225H42V224H40V223H35V222H29ZM123 223V222H122ZM259 223H261V224H259ZM261 226H259V225ZM44 226H47V224L45 225V224H43ZM258 225V226H257ZM258 228H259V230H258ZM261 228V229H260ZM86 230V229H85ZM92 230H94V229H92ZM248 230V229H247ZM263 232H262V231ZM88 231H90V229L89 230H87L86 232H88ZM260 231L263 233H261V234H259L260 233ZM0 232H2V235H1V233H0V242L1 241H5L4 243L5 244H7V245H9L10 247H13L14 248V253H13V259H12V261L14 262V264L16 263V264H34L33 263V261H30V257L28 256V254L30 255V251H29V248L30 247H28L29 245H31L32 243L30 242H28V240H22V239H20L21 237L19 236V238L18 237H15L13 234H12V232H10V231H4V230H2V228L0 227ZM103 233V236L105 237L106 236V232L104 231V232H102ZM5 234V235H4ZM252 234V233H251ZM11 235V236H10ZM257 235V236H256ZM261 235V236H260ZM260 236V237H259ZM257 237H259V238H257ZM5 238V239H4ZM18 238V239H17ZM8 239V240H7ZM48 238H44V243H43V241L41 240V242H40V244H39V242H38V245L36 244L35 245V247L38 249V250H36V251H34L35 253L37 252V253H39V255L41 256H44V257H40V258H44V262H45V260L46 261H48V260H50V261H48V263H44V262H42L41 264H72V260H71V257L70 256H68V255H61V254H59L60 252V250L58 249L59 248V246L58 245H53V242H52V239L51 238H49V240H47ZM196 239V238H195ZM253 239H255L256 241V244H253V243H255V242H252L253 241ZM261 239V240H260ZM11 242H10V241ZM14 240H15V242H14ZM16 240H18V241H16ZM22 240V241H21ZM252 240V241H251ZM258 240V241H257ZM23 241H26V242H28V243H25V242H23ZM48 241H50V242H48ZM246 241V240H245ZM46 242V243H45ZM188 242H190L188 239L186 240H184V242H182L181 244H180V248L181 249H179V252H181V254H182V257L183 258H181V256H180V260L182 261H180V264H190V262H192L191 264H193V263H195L194 261H195V259H193V256L196 254V250H198V249H196L197 247L196 246H198V243L197 242H195V240H194V243H191V247H189L190 245V243H188ZM250 242H252L251 244H248V243H250ZM257 242H259V243H257ZM21 243V244H20ZM25 243V244H24ZM48 243V244H47ZM50 243V244H49ZM186 243H187V245H186ZM23 244H24V246H23ZM26 244H29L28 246L26 245ZM183 244V245H182ZM192 244H193V246H192ZM195 244V245H194ZM240 244V245H239ZM242 244V245H241ZM22 245V246H21ZM130 245V246H129ZM132 244H128V243H125L124 244V246H123V244H121L120 245V247L118 246H112V245H110V247H109V245H107L105 248L103 247V249L105 250V252H107V253H109L108 255L111 257V259H113L112 260V263L111 264H120L121 262V256H120V258H119V254H121V252H120V250L121 249H123V248H125V249H127L128 250V252H127V250L126 251H123L122 253H123V255L124 256H127L129 253H132V251L134 252V253H136L137 255L136 256H134V254H132V256H131V260H132V262H134V260H136L137 258H139V257H141V256H139V254L140 253H142V254H144L145 255V257H146V247H144V249H143V251H142V249H139V248H136V246H134V248H133V245L131 246ZM248 247H247V246ZM253 246L254 245V247H251V246ZM18 246V247H17ZM32 246V245H31ZM34 246V245H33ZM49 246V247H48ZM123 246V247H122ZM183 246V247H182ZM239 246H241L240 248H239ZM1 247V246H0ZM108 247V249H110V250H108V249H106ZM114 247H116L115 249H114ZM128 247V248H127ZM188 247V248H187ZM193 247V248H192ZM199 247V249H200V245L198 246ZM204 247V246H203ZM233 249H232V248ZM236 247V248H235ZM250 247H251V251H250ZM112 248H113V251H111L112 250ZM129 248H130V250H129ZM133 248V249H132ZM189 248H191V249H189ZM196 250H195V249ZM202 248V247H201ZM235 248V249H234ZM253 248V249H252ZM17 249V250H16ZM49 249V250H48ZM138 249V250H137ZM183 249V250H182ZM188 249V250H187ZM195 251H194V250ZM25 250V251H24ZM107 250V251H106ZM116 250V251H115ZM182 250V251H181ZM16 251V252H15ZM29 251V252H28ZM39 251V252H38ZM46 251V252H45ZM49 251L51 252V253H49ZM55 253H53V252ZM187 253V254H185V252ZM26 252V253H25ZM42 252V253H41ZM111 252H113V254L111 253ZM118 252H119V254H118ZM195 252V253H194ZM228 252H226V254L228 253ZM240 252V251H239ZM239 252H237L238 254H239ZM139 253V254H138ZM191 253V254H190ZM15 254H16V256H15ZM44 254V255H43ZM49 254V255H48ZM111 254H112V256H111ZM151 254V255H150ZM190 254V255H189ZM241 254H243L242 252H240V256H242ZM249 254V253H248ZM45 255H47L48 257H46ZM53 255H54V257H53ZM57 255H59V256H57ZM141 255V254H140ZM147 255H150V256H152V253L151 252H148V254ZM187 255V256H186ZM225 255V254H224ZM23 256V257H22ZM55 256H56V259H55ZM66 256V257H65ZM167 256V255H166ZM189 256V257H188ZM59 257V258H58ZM60 257L62 258V262L60 261L59 263H57V258L58 259H60ZM69 257V258H68ZM135 259H134V258ZM191 257V258H190ZM23 258V259H22ZM47 258H49V259H47ZM125 258V257H124ZM123 258V259H124ZM164 258H166V261L168 260L167 259V257H164ZM185 258V259H184ZM187 258V259H186ZM188 258H189V261H188ZM225 258V257H224ZM223 258V259H224ZM227 258V257H226ZM28 259V260H27ZM53 259V260H52ZM55 259V260H54ZM117 259V260H116ZM191 259H193V260H191ZM222 259V260H223ZM61 260V259H60ZM16 261V262H15ZM28 261V262H27ZM56 261V262H55ZM13 262L11 263V264H13ZM24 262V263H23ZM100 264H105V263H101L100 262ZM107 264V263H106ZM109 264V263H108ZM122 264V263H121ZM132 264V263H131Z\"/></svg>",
  "mask_w": 264,
  "mask_h": 264
},
{
  "label": "built area",
  "instance_id": "2783aa9c",
  "mask_svg": "<svg viewBox=\"0 0 264 264\" xmlns=\"http://www.w3.org/2000/svg\"><path fill=\"white\" fill-rule=\"evenodd\" d=\"M86 0H50L45 1L42 5L44 10H58L64 11L73 7L75 9L78 8L79 3H83ZM225 0H218L220 6L224 4ZM162 5H164L165 10H179L184 11L187 10L189 6L192 4H200L202 0H163L161 1ZM118 24H116L117 26ZM114 27V26H113ZM114 31H109L107 34L103 35L100 41V45L105 50L111 51H123V55L118 59V62L124 66L128 67L130 63V46L132 42V38L130 35L126 33L116 32L118 31L117 28L113 29ZM133 44V43H132ZM152 45V41L150 38H145L136 42L135 49L139 51H146ZM219 61H217L216 72L222 75V83L219 84L218 81L215 79V71L205 70L201 73V76L196 69H192V84H191V93L190 98L191 102L199 105H205L206 101L209 99L215 100L217 103L224 104V100H226V95L224 94L226 91V63L225 61H221L223 58V54L219 52ZM198 55L195 57L197 58ZM223 100V101H222ZM205 108V107H204ZM208 118V114L206 115ZM206 118V119H207ZM208 124V119L206 120ZM216 139L208 138V137H198L194 138L191 143V149L196 153H203L212 146L216 144Z\"/></svg>",
  "mask_w": 264,
  "mask_h": 264
}]
</instances>
